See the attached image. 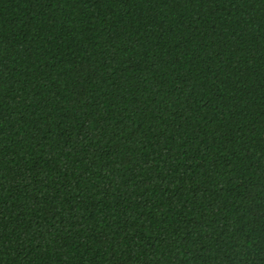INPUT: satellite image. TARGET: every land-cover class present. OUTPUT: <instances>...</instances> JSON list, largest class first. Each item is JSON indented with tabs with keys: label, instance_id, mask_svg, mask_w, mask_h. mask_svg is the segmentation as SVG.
<instances>
[{
	"label": "trees",
	"instance_id": "1",
	"mask_svg": "<svg viewBox=\"0 0 264 264\" xmlns=\"http://www.w3.org/2000/svg\"><path fill=\"white\" fill-rule=\"evenodd\" d=\"M0 264H264V0H0Z\"/></svg>",
	"mask_w": 264,
	"mask_h": 264
}]
</instances>
